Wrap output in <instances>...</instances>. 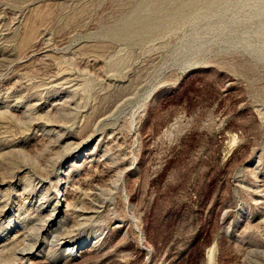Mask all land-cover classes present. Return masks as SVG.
<instances>
[{
  "label": "rangeland",
  "instance_id": "obj_1",
  "mask_svg": "<svg viewBox=\"0 0 264 264\" xmlns=\"http://www.w3.org/2000/svg\"><path fill=\"white\" fill-rule=\"evenodd\" d=\"M0 264H264V0H0Z\"/></svg>",
  "mask_w": 264,
  "mask_h": 264
}]
</instances>
